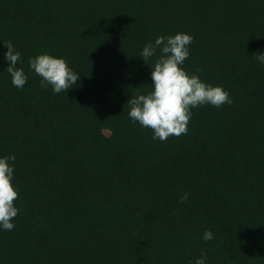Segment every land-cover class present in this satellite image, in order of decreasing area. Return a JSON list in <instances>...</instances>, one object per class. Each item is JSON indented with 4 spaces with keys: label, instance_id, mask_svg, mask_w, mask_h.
<instances>
[{
    "label": "trees",
    "instance_id": "obj_1",
    "mask_svg": "<svg viewBox=\"0 0 264 264\" xmlns=\"http://www.w3.org/2000/svg\"><path fill=\"white\" fill-rule=\"evenodd\" d=\"M177 32L195 37L188 73L233 103L193 108L187 134L153 140L127 101L152 90L143 47ZM4 41L22 53L23 89ZM261 50L264 0H0V155H15L19 192L0 264H189L201 252L264 264ZM45 52L80 75L67 92L29 68Z\"/></svg>",
    "mask_w": 264,
    "mask_h": 264
},
{
    "label": "clouds",
    "instance_id": "obj_2",
    "mask_svg": "<svg viewBox=\"0 0 264 264\" xmlns=\"http://www.w3.org/2000/svg\"><path fill=\"white\" fill-rule=\"evenodd\" d=\"M194 39V35L187 32L160 35L154 43H147L139 54L143 60L156 57L154 64L150 65L152 90L146 94L137 93L127 101L130 106L128 116L140 126L152 129L153 140L164 141L169 136L187 134L193 108L204 104L219 108L233 103L230 93L222 85L207 83L199 75L189 74L185 69L184 63L191 54L190 46ZM4 47L3 56L12 85L23 89L29 76L22 67H17L22 53L11 41H4ZM254 56L264 63V54ZM29 68L41 77V86L51 85L54 93L67 92L80 79L64 57L46 52L31 58ZM15 159L14 154L0 155V230H13L14 218L19 214V208L14 203L19 196L13 183ZM188 196L189 193L185 192L180 201L184 202ZM213 238V232L206 229L202 239L208 242ZM189 264H208L207 253L201 252Z\"/></svg>",
    "mask_w": 264,
    "mask_h": 264
},
{
    "label": "rangeland",
    "instance_id": "obj_3",
    "mask_svg": "<svg viewBox=\"0 0 264 264\" xmlns=\"http://www.w3.org/2000/svg\"><path fill=\"white\" fill-rule=\"evenodd\" d=\"M258 53H260V54H264V50H261V51H259ZM103 131H104L105 134H108V133H109V130L106 129V128H104Z\"/></svg>",
    "mask_w": 264,
    "mask_h": 264
}]
</instances>
